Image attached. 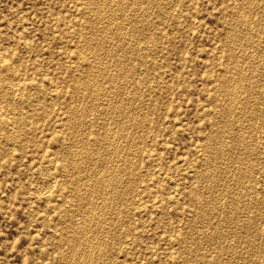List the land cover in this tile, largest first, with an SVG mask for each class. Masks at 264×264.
Instances as JSON below:
<instances>
[{
    "label": "rangeland",
    "instance_id": "374dc122",
    "mask_svg": "<svg viewBox=\"0 0 264 264\" xmlns=\"http://www.w3.org/2000/svg\"><path fill=\"white\" fill-rule=\"evenodd\" d=\"M119 1L0 0V264H264V0Z\"/></svg>",
    "mask_w": 264,
    "mask_h": 264
},
{
    "label": "bare ground",
    "instance_id": "6f19581e",
    "mask_svg": "<svg viewBox=\"0 0 264 264\" xmlns=\"http://www.w3.org/2000/svg\"><path fill=\"white\" fill-rule=\"evenodd\" d=\"M119 2H121V0H120ZM125 3H127V2H125ZM128 3H129V2H128ZM119 4H120V3H119ZM128 5H129V4H128ZM247 5H248V3H247ZM124 8H125V7H124ZM97 11H98V10H97ZM113 11H114V10H113ZM245 11H246V10H245ZM243 14H244V13H243ZM118 15H119V14H118ZM120 15H121V14H120ZM97 16H98V15H97ZM97 16H96V17H97ZM146 18H147V17H146ZM111 19H112V18H111ZM97 23H98V22H97ZM121 23H122V22H121ZM94 24H96V23H94ZM139 26H140V25H139ZM119 28H120V27H119ZM258 28H259V27H258ZM95 29H96V28H95ZM257 32H258V31H257ZM240 33H241V32H240ZM118 35H119V34H118ZM118 38H119V37H118ZM241 38H243V37H241ZM109 40H110V39H109ZM234 40H235V39H234ZM120 41H121V40H120ZM96 43H97V42H96ZM88 46H89V48H92V46H91V44H90V41H89V43H88ZM98 46H99V45H98ZM89 48H88V49H89ZM98 48H99V47H98ZM93 49H94V48H93ZM93 49H92V50H93ZM96 49H97V48H96ZM90 50H91V49H90ZM97 50H98V49H97ZM90 52H91V51H90ZM87 54H88V53H87ZM0 56H1V55H0ZM109 56H110V55H109ZM2 57H3V56H1V58H2ZM1 58H0V59H1ZM86 58H87V57H86ZM246 59H247V58H246ZM255 61H256V60H255ZM0 62H1V61H0ZM2 63H3V62H2ZM4 63H5V62H4ZM254 63H255V62H254ZM8 66H9V65H8V63H7V64L3 65L2 67H6V68H7ZM122 66H123V65H122ZM263 68H264V66H263ZM233 69H234V68H233ZM124 71H125V70H124ZM246 71H247V70H246ZM93 72H94V71H93ZM246 73H247V72H246ZM93 76H94V75H93ZM95 76H96V75H95ZM120 76H121V75H120ZM105 77H106V76H105ZM110 77H111V76H110ZM228 78H229V77H228ZM111 79H112V78H111ZM83 81H84V80H83ZM114 81H115V80H114ZM93 82H94V81H93ZM134 83H135V82H134ZM245 83H246V82H245ZM113 85H114V84H113ZM248 85H249V84H248ZM83 87H85V84H83ZM223 87H224V86H223ZM260 87H261V86H260ZM87 89H88V88H86V90H87ZM247 89H248V88H247ZM90 90H91V89H90ZM140 90H141V89H140ZM256 90H257V89H256ZM243 91H244V90H243ZM252 91H253V90H252ZM100 92H101V91H100ZM88 93H90V92H88ZM139 93H140V92H139ZM230 93H231V92H230ZM115 95H116V94H115ZM228 95H229V94H228ZM85 96H86V95H85ZM111 96H112V95H111ZM111 96H110V97H111ZM116 96H117V95H116ZM235 96H236V95H235ZM109 101H110V100H109ZM91 102H92V101H91ZM233 102H234V101H233ZM123 104H124V103H123ZM126 104H127V103H126ZM89 105H90V104H89ZM113 105H114V104H113ZM128 106H129V105H128ZM112 107H113V106H112ZM116 107H117V106H116ZM232 107H234V106H232ZM110 108H111V107H110ZM91 109H92V108H91ZM121 109H122V108H121ZM252 109H253V108H252ZM112 110H113V109H112ZM112 110H111V111H112ZM228 112H229V111H228ZM228 112H227V113H228ZM231 112H232V111H231ZM81 113H82V112H81ZM86 114H87V113H86ZM231 114H232V113H231ZM116 115H117V114H116ZM69 116H70V115H69ZM113 116H114V115H113ZM137 116H139V115H137ZM130 117H131V116H129L128 119H129ZM224 118H225V117H224ZM120 120H121V119H120ZM136 120H137V119H136ZM4 123H5V122H4ZM129 123H130V122H129ZM227 123H228V122H227ZM105 124H106V123H105ZM118 124H119V123H118ZM130 124H131V123H130ZM113 125H114V124H113ZM119 125H120V124H119ZM134 125H135V124H134ZM111 128H112V127H111ZM126 130H127V129H126ZM73 132H74V131H73ZM78 133H79V132H78ZM116 133H117V132H116ZM118 133H119V131H118ZM120 133H121V131H120ZM120 133H119V134H120ZM222 133H223V132H222ZM117 135H118V134H117ZM122 135H123V133H122ZM125 135H126V134H125ZM239 135H240V134H239ZM240 136H241V135H240ZM118 137H119V136H118ZM110 138H111V137H110ZM100 140H101V139H100ZM217 140H218V139H217ZM143 141H144V140H143ZM218 141H219V140H218ZM120 142H121V141H120ZM253 142H254V141H253ZM107 143H108V142H107ZM97 144H98V143H97ZM108 144H110V143H108ZM225 144H226V143H225ZM115 145H116V144H115ZM241 145H243V144H241ZM80 146H81V145H80ZM107 146H108V145H107ZM231 147H233V146H231ZM237 147H238V146H237ZM78 148H79V147H78ZM97 148H98V147H97ZM239 148H240V147H239ZM80 149H81V148H80ZM80 149H79V150H80ZM100 149H101V148H100ZM109 149H110V148H109ZM79 150H78V152H79ZM113 150H114V149H113ZM106 151H107V150H106ZM129 153H130V152H129ZM124 154H125V153H124ZM240 154H241V153H240ZM246 155H247V154H246ZM89 156H90V155H89ZM103 156H104V155H103ZM113 156H114V155H113ZM238 156H240V155H238ZM73 158H74V157H73ZM94 158H95V157H94ZM101 159H102V158H101ZM103 159H104V158H103ZM113 159H114V158H113ZM116 160H117V159H116ZM242 160H243V159H242ZM103 161H104V160H103ZM109 161H110V159H109ZM126 161H127V160H126ZM229 161H230V160H229ZM90 162H91V161H90ZM91 163H92V162H91ZM244 163H245V162H244ZM244 163H243V164H244ZM108 165H109V164H108ZM113 165H114V164H113ZM237 165H238V164H237ZM239 165H240V164H239ZM206 166H207V165H206ZM211 166H212V165H211ZM246 166H247V165H246ZM106 167H109V166H106ZM120 167H121V166H120ZM76 168H77V167H76ZM216 170H217V169H216ZM77 171H78V170H77ZM91 172H92V171H91ZM105 172H106V171H105ZM215 172H216V171H215ZM109 173H110V171H109ZM219 173H220V172H219ZM250 173H251V172H250ZM244 174H245V173H244ZM109 175H111V174H109ZM129 175H130V174H129ZM215 175H216V174H215ZM88 176H89V175H88ZM209 176H210V175H209ZM247 176H248V175H247ZM212 177H213V174H212ZM245 177H246V176H245ZM98 178H99V177H98ZM102 178H103V177H102ZM107 178H108V179H107ZM117 179H118V178H116V176L114 175V176H111V177H110V176H109V177H105L104 180H98V179H97V180H98V185L101 186L102 184H104V182H105V184H106V183H108V184H110V183L115 184V183H117ZM77 180H78V179H77ZM208 180H209V179H208ZM118 181H119V180H118ZM215 182H216V181H215ZM87 183H88V182H87ZM118 183H119V182H118ZM133 183H134V182H133ZM71 184H72V183H71ZM108 184H107V185H108ZM90 185H91V184H90ZM110 185H111V184H110ZM115 185H116V184H115ZM118 185H119V184H118ZM126 185H127V184H126ZM128 185H129V184H128ZM108 186H109V185H108ZM96 187H98V186H96ZM96 187L93 189V192H95V193H96V192H99V190H96ZM103 187H104V186H103ZM111 187H113V186H111ZM116 187H117V186H116ZM221 187H222V186H221ZM71 189H73V188H71ZM44 190H45V189H44ZM115 190H116V189H115ZM48 191H49V190H48ZM103 191H104V190H103ZM121 191H122V190H121ZM87 192H88V191H87ZM87 192H86V193H87ZM115 192H116V191H115ZM117 192H118V191H117ZM45 193H46V191H45ZM108 193H109V192H108ZM235 193H236V192H235ZM84 195H85V194H84ZM95 195H96V194H95ZM217 196H218V195H217ZM86 197H87V196H86ZM110 197H111V196H110ZM210 198H211V197H210ZM78 199H79V198H78ZM96 199H97V198H96ZM103 199H104V198H103ZM127 199H128V198H127ZM86 200H87V199H86ZM105 201H106V200H105ZM107 201H108V200H107ZM86 202H87V201H86ZM113 202H114V201H113ZM116 202H117V201H116ZM208 202H209V201H208ZM78 203H79V202H78ZM108 203H109V202H108ZM114 203H115V202H114ZM229 203H230V202H229ZM112 204H113V203H112ZM230 204H231V203H230ZM75 205H76V204H75ZM93 205H94V204H93ZM103 205H104V204H103ZM116 205H117V204H116ZM116 205H115V206H116ZM209 205H210V204H209ZM209 205H208V206H209ZM97 206H98V204H97ZM110 206H111V205H110ZM218 206H219V205H218ZM105 207H106V206H105ZM99 208H100V207H99ZM102 208H103V207H102ZM211 208H212V207H211ZM71 209H72V208H71ZM90 209H92V208H90ZM116 209H117V208H116ZM106 210H107V209H106ZM92 211H93V210H92ZM92 211H91V212H92ZM89 212H90V211H89ZM105 213H106V212H105ZM72 214H73V213H72ZM94 215H95V214H94ZM87 217H88V216H87ZM94 217H95V216H94ZM98 218H99V217H98ZM95 219H96V218H95ZM103 219H104V218H103ZM205 219H206V218H205ZM205 219H204V220H205ZM226 219H227V218H226ZM87 220H89V217H88ZM93 220H94V219H93ZM97 220H98V219H97ZM90 221H91V220H90ZM84 222H85V221H84ZM203 222H204V221H203ZM87 223H88V222H87ZM87 223H86V224H87ZM101 223H102V222H101ZM82 224H83V223H82ZM89 224H90V223H89ZM89 224H88V225H89ZM93 224H94V223H93ZM79 225H80V224H79ZM84 225H85V224H84ZM88 225H85V226H88ZM96 226H99V225H96ZM100 226H101V225H100ZM100 226H99V227H100ZM73 227H74V226H73ZM79 227H80V226H79ZM81 227L84 228L83 225H82ZM88 227H89V226H88ZM92 227H93V226H92ZM95 228H96V227H94V230H95ZM97 228H98V227H97ZM97 228H96V229H97ZM78 229H79V228H78ZM99 229H100V228H99ZM82 230H83V229H82ZM221 230H222V229H221ZM84 231H85V230H84ZM100 232H101V230H100ZM79 233H81V232H79ZM94 233H95V232H94ZM97 234H98V233H97ZM110 234H111V233H110ZM217 234H218V233H217ZM82 235H83V234H82ZM98 235H99V234H98ZM77 236H78V235H77ZM89 236H90V235H89ZM93 236H94V235H93ZM78 237H80V236H78ZM101 237H102V236H101ZM206 238H207V237H206ZM79 241H80V240H79ZM100 243H101V242H100ZM72 244H73V243H72ZM76 244H77V243H76ZM76 244H75V245H76ZM95 244H96V243H95ZM95 244H94V245H95ZM86 247H87V246H86ZM74 249H75V247H74ZM78 249H79V248H78ZM90 249H91V248H90ZM101 249H102V248H101ZM81 250H82V249H81ZM102 250H103V249H102ZM90 251H91V250H90ZM105 251H106V250H105ZM88 253H89V252H88ZM95 253H96V252H95ZM102 253H103V252H102ZM77 254H78V253H77ZM89 254H90V253H89ZM100 254H101V253H100ZM104 254H105V253H104ZM74 255H75V254H74ZM77 256H78V255H77ZM83 257H84V256H83ZM87 257H88V254H87ZM104 259H105V258H104ZM76 260H77V259H76ZM83 261H84V260H83ZM85 261H86V260H85ZM70 263H71V262H70ZM77 263H78V262H77ZM81 264H82V263H81ZM92 264H93V263H92Z\"/></svg>",
    "mask_w": 264,
    "mask_h": 264
}]
</instances>
